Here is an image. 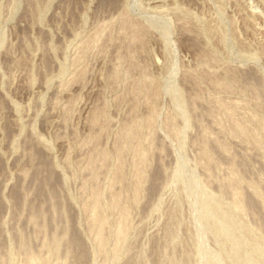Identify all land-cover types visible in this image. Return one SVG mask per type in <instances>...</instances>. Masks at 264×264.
I'll return each mask as SVG.
<instances>
[{"label":"rangeland","instance_id":"obj_1","mask_svg":"<svg viewBox=\"0 0 264 264\" xmlns=\"http://www.w3.org/2000/svg\"><path fill=\"white\" fill-rule=\"evenodd\" d=\"M0 264H264V0H0Z\"/></svg>","mask_w":264,"mask_h":264},{"label":"bare ground","instance_id":"obj_2","mask_svg":"<svg viewBox=\"0 0 264 264\" xmlns=\"http://www.w3.org/2000/svg\"><path fill=\"white\" fill-rule=\"evenodd\" d=\"M40 171H42V170H40ZM40 171H39V173H41ZM42 172H43V171H42ZM39 173H37V174H39ZM42 175H43V173H42ZM47 175H48V174H47ZM47 175H46V176H47ZM49 175H50V174H49ZM49 175H48V176H49ZM35 176H36V175H34V177H35ZM37 178H38V177H37ZM43 178H44V177H43ZM43 178H42V179H43ZM34 179H35V178H34ZM47 179H48V178H47ZM51 179H52V178H51ZM44 180H45V179H44ZM40 181H41V180H40ZM40 181L38 180V182H40ZM44 183H45V181H44ZM52 183H53V182H52ZM42 185H43V184H42ZM43 188H44V191H45L46 186L43 187ZM46 190H47V188H46ZM37 191H38V190H37ZM44 191H43V192H44ZM39 194L42 196L44 193H42L41 190H40V193H39ZM43 196H44V195H43ZM48 198H49V197H48ZM38 199H40V198H38ZM47 200H48V199H47ZM39 202H41V200H40ZM41 204H43V202H41ZM38 206H39V205H38ZM41 206H42V205H41ZM41 206L38 207L37 209H34V208H33L32 212H31V213H32V215H31L32 219L34 218V216L38 217V216L42 213L43 210H42V207H41ZM51 208H52V207H51ZM43 213H44V212H43ZM43 213H42V214H43ZM94 213H95V212H94ZM95 214H96V213H95ZM33 215H34V216H33ZM44 216H45V214H44ZM38 219H39V218H38ZM40 219H41V218H40ZM32 221H33V220H32ZM74 240H75V239H74ZM74 240H73V241H74ZM77 242H78V241H77ZM76 245H77V244H76ZM79 246H80V244H79ZM73 247H75V246H73ZM76 247H77V246H76ZM80 249H81V248H80ZM67 250H68V249H67ZM77 250H78V249H77ZM77 252H78V251H77ZM79 255H80V254H79Z\"/></svg>","mask_w":264,"mask_h":264}]
</instances>
